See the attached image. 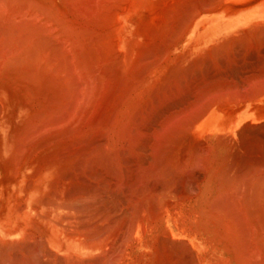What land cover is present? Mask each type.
Wrapping results in <instances>:
<instances>
[{"label": "bare ground", "instance_id": "1", "mask_svg": "<svg viewBox=\"0 0 264 264\" xmlns=\"http://www.w3.org/2000/svg\"><path fill=\"white\" fill-rule=\"evenodd\" d=\"M0 264H264V0H0Z\"/></svg>", "mask_w": 264, "mask_h": 264}, {"label": "rangeland", "instance_id": "2", "mask_svg": "<svg viewBox=\"0 0 264 264\" xmlns=\"http://www.w3.org/2000/svg\"><path fill=\"white\" fill-rule=\"evenodd\" d=\"M7 176H8V175L2 174V173L0 172V178L5 179Z\"/></svg>", "mask_w": 264, "mask_h": 264}]
</instances>
